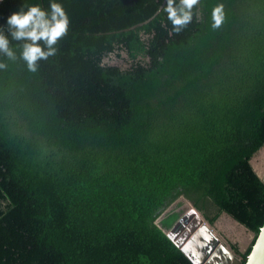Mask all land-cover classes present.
Wrapping results in <instances>:
<instances>
[{
  "label": "trees",
  "instance_id": "16d2710c",
  "mask_svg": "<svg viewBox=\"0 0 264 264\" xmlns=\"http://www.w3.org/2000/svg\"><path fill=\"white\" fill-rule=\"evenodd\" d=\"M53 2L68 29L30 71L6 21ZM167 6L0 0V264H193L163 228L177 214L155 222L178 196L254 232L229 244L243 264L264 220V0H198L178 29Z\"/></svg>",
  "mask_w": 264,
  "mask_h": 264
},
{
  "label": "clouds",
  "instance_id": "9594fccd",
  "mask_svg": "<svg viewBox=\"0 0 264 264\" xmlns=\"http://www.w3.org/2000/svg\"><path fill=\"white\" fill-rule=\"evenodd\" d=\"M174 0H167L166 11L172 24L177 27L187 24L190 19V10L198 3V0H180V12L173 7ZM187 9V11H185ZM213 27H219L223 22V14L220 6L212 12ZM13 40H23L21 53L22 59L26 62L30 71H36V63L40 59H46L53 55L55 49L53 45L63 37L68 29V17L58 3H50V11L46 12L39 5L30 6L27 11L12 14L6 21ZM40 41L47 46V51L41 48ZM0 52L7 57L13 58L14 53L9 48V41L0 35ZM4 67L0 64V68Z\"/></svg>",
  "mask_w": 264,
  "mask_h": 264
},
{
  "label": "water",
  "instance_id": "95a60500",
  "mask_svg": "<svg viewBox=\"0 0 264 264\" xmlns=\"http://www.w3.org/2000/svg\"><path fill=\"white\" fill-rule=\"evenodd\" d=\"M222 212L226 213L223 210ZM192 213L194 214L193 219L187 223L183 230L174 231L176 223L180 221L179 219L174 222L173 226L168 231L164 230L168 238L180 248L192 263L241 264V256L213 232L207 220H205L202 215H199L200 212L198 213L192 204L180 219L187 218ZM226 214L229 215L228 213ZM199 223L200 226L195 230ZM248 230L252 233V236H254V232L250 229ZM243 264H264V220L254 237Z\"/></svg>",
  "mask_w": 264,
  "mask_h": 264
},
{
  "label": "rangeland",
  "instance_id": "374dc122",
  "mask_svg": "<svg viewBox=\"0 0 264 264\" xmlns=\"http://www.w3.org/2000/svg\"><path fill=\"white\" fill-rule=\"evenodd\" d=\"M115 60L116 59H112V61ZM116 61L120 62L119 60ZM249 162L252 168L260 176V178L264 180V144L253 153V155L249 159ZM190 206L191 203L188 200H186L182 196H178L163 210L160 215L155 218V222L160 224V218L164 216L165 212L170 210L177 214V218L175 219V221L177 219L180 220V217L187 212ZM197 212L199 213L198 210ZM199 215L201 214L199 213ZM189 217L190 219H193L194 214H190ZM174 222L170 226L163 227L164 230L168 231L173 226ZM184 225L185 224H183V227L178 231L183 230V228L185 227ZM209 226L222 241H224L227 245H229L230 243L235 244L239 251H244L253 237L252 233L248 229H246L243 225H241L232 217L222 211L218 213L212 223H209Z\"/></svg>",
  "mask_w": 264,
  "mask_h": 264
},
{
  "label": "flooded vegetation",
  "instance_id": "af4514ba",
  "mask_svg": "<svg viewBox=\"0 0 264 264\" xmlns=\"http://www.w3.org/2000/svg\"><path fill=\"white\" fill-rule=\"evenodd\" d=\"M190 217H187V218H183V219H180V221L178 223H176L175 227H174V231H178L180 228L183 227V224H185L184 226L186 227L187 223L190 221ZM180 223V224H179ZM184 227V228H185ZM183 228V229H184Z\"/></svg>",
  "mask_w": 264,
  "mask_h": 264
},
{
  "label": "bare ground",
  "instance_id": "6f19581e",
  "mask_svg": "<svg viewBox=\"0 0 264 264\" xmlns=\"http://www.w3.org/2000/svg\"><path fill=\"white\" fill-rule=\"evenodd\" d=\"M260 164V163H259ZM193 214V213H192ZM200 226V223L197 225V227L195 228V230H197V228Z\"/></svg>",
  "mask_w": 264,
  "mask_h": 264
}]
</instances>
